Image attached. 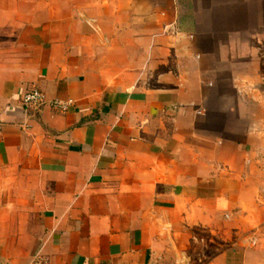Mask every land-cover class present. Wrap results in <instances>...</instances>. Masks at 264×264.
I'll use <instances>...</instances> for the list:
<instances>
[{
	"label": "crops",
	"instance_id": "obj_1",
	"mask_svg": "<svg viewBox=\"0 0 264 264\" xmlns=\"http://www.w3.org/2000/svg\"><path fill=\"white\" fill-rule=\"evenodd\" d=\"M263 155L264 0H0V264H264Z\"/></svg>",
	"mask_w": 264,
	"mask_h": 264
},
{
	"label": "built area",
	"instance_id": "obj_2",
	"mask_svg": "<svg viewBox=\"0 0 264 264\" xmlns=\"http://www.w3.org/2000/svg\"><path fill=\"white\" fill-rule=\"evenodd\" d=\"M21 103L26 109H40L46 105V99L44 94L39 89L34 88L23 94ZM51 105L53 108L63 112L66 111L68 107V105L60 102H54ZM31 264H49V261L45 257L37 256L33 259Z\"/></svg>",
	"mask_w": 264,
	"mask_h": 264
},
{
	"label": "rangeland",
	"instance_id": "obj_3",
	"mask_svg": "<svg viewBox=\"0 0 264 264\" xmlns=\"http://www.w3.org/2000/svg\"><path fill=\"white\" fill-rule=\"evenodd\" d=\"M260 170L263 172V175H264V155L262 156L261 158V164H260ZM264 178V177H263ZM262 233V242H258L256 243V247L258 248V252L262 251L264 253V227H263V230L261 231ZM252 238V242H251V246L248 248L249 250L253 251L252 252V257L254 258L255 256V249L253 248L255 246V239L253 238V236L251 237ZM244 252L247 254V252L245 250H242V249H239L238 251H236L235 255L232 254V259H234V264H239L240 263V259H243L244 257ZM234 257V258H233Z\"/></svg>",
	"mask_w": 264,
	"mask_h": 264
}]
</instances>
